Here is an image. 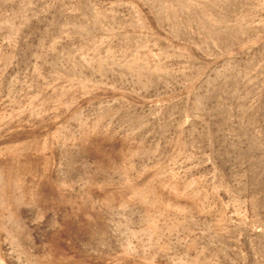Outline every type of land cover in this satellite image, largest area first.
<instances>
[{
  "label": "rangeland",
  "instance_id": "rangeland-1",
  "mask_svg": "<svg viewBox=\"0 0 264 264\" xmlns=\"http://www.w3.org/2000/svg\"><path fill=\"white\" fill-rule=\"evenodd\" d=\"M0 264H264V0H0Z\"/></svg>",
  "mask_w": 264,
  "mask_h": 264
}]
</instances>
